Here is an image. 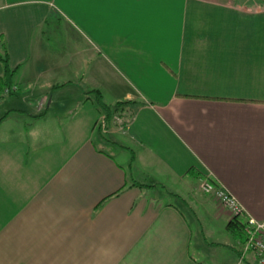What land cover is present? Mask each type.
Segmentation results:
<instances>
[{"label": "crops", "instance_id": "1", "mask_svg": "<svg viewBox=\"0 0 264 264\" xmlns=\"http://www.w3.org/2000/svg\"><path fill=\"white\" fill-rule=\"evenodd\" d=\"M59 2L0 0V264H204L171 199L241 254L199 185L264 221V0ZM95 92L126 129L97 128Z\"/></svg>", "mask_w": 264, "mask_h": 264}, {"label": "rangeland", "instance_id": "2", "mask_svg": "<svg viewBox=\"0 0 264 264\" xmlns=\"http://www.w3.org/2000/svg\"><path fill=\"white\" fill-rule=\"evenodd\" d=\"M57 1H58L57 5L59 6L60 2H59V0H57ZM70 18H71V16H70ZM81 85H83V84H81ZM82 87L87 89V86L83 85ZM60 97H61V99L63 101L67 99V96L65 94H61ZM97 100H98L97 99V95L95 93L91 94V100H86V101L89 102V104L87 106L93 105V106H95L94 108L97 109V106H98ZM54 111H56V112L59 111V115H65L66 113L70 112V110H68V107H65V108H62V109H56ZM131 111L132 110H131V108L129 107V104H128V105L121 106L119 109H112V112H113L112 114L114 115V117H116L118 115H121V116H119V118L121 119L120 121L124 122L126 120H129L130 117L132 116ZM113 119L114 118L112 116V118L109 121L112 123ZM114 125L117 126L116 123ZM100 136L101 135L98 134L97 143L100 144L101 146L102 145L103 146L107 145L106 140H104L105 138L109 139V140H112V138H109L107 136L105 138H101ZM114 141L115 140H113L112 142H114ZM116 152L114 153V156L116 157L118 162L122 163L125 167H127L128 160L130 162L131 157H132L131 154H129V153H125V154L118 153L119 155H117ZM134 176H135V174H134ZM159 194L160 193L156 194L155 196H159ZM171 201L174 204L178 205L182 209V211L184 212L186 218L188 219L189 223L192 226L193 233H194V240L192 242V256L196 260H198V261H200V262H202L204 264H217V262H215L211 258V256L214 255V256L217 257L216 261H219L220 264H255L254 262L251 263V260L248 257H246L244 259L243 256H242V253L238 254L236 251L230 250V248H223V247L219 248V247H213V246L208 245L205 242L204 236L202 234V230H203V229H201L202 226L200 225L198 219L190 211V209H188L187 206L181 204L177 200L171 199ZM215 201H216V203L219 205V207L222 210L226 211L217 200H215ZM223 239H224V235L222 237L208 238V242L209 243H215V244L231 245L230 244L231 239H229L230 242H228L227 240H223ZM234 240H235V238H234ZM200 245L202 247V251L203 252H199V247L198 246H200ZM205 256H208V257H205Z\"/></svg>", "mask_w": 264, "mask_h": 264}, {"label": "built area", "instance_id": "3", "mask_svg": "<svg viewBox=\"0 0 264 264\" xmlns=\"http://www.w3.org/2000/svg\"><path fill=\"white\" fill-rule=\"evenodd\" d=\"M10 92V89H5L3 94L9 95ZM112 116L114 118L112 123H116V127L120 130L126 129L130 124L131 117L129 120L121 122L119 118L121 115ZM110 126L111 122L106 115L97 123V128L103 133H107ZM199 187L203 194L217 200L232 218H239L244 221L245 241L241 250L242 256L244 259L248 257L251 263L264 264V221H257L251 218L238 200L224 186L215 182L212 178L203 176L200 179Z\"/></svg>", "mask_w": 264, "mask_h": 264}, {"label": "trees", "instance_id": "4", "mask_svg": "<svg viewBox=\"0 0 264 264\" xmlns=\"http://www.w3.org/2000/svg\"><path fill=\"white\" fill-rule=\"evenodd\" d=\"M0 62L3 64L4 68V74L2 77V86L1 87V92L4 91L5 89H10L11 90V85L15 76V71L11 70L10 64H9V59L7 55H0ZM97 95L98 99V104L103 108L105 115L107 116L108 120L112 118V109H119L123 105H128V103H119L115 107H108L102 103V98L100 92H95ZM134 159V157H133ZM135 186V185H134ZM142 187V186H139ZM244 221L239 219V218H233L232 221L229 224V229L230 231L238 237H244L245 239V234H244Z\"/></svg>", "mask_w": 264, "mask_h": 264}]
</instances>
